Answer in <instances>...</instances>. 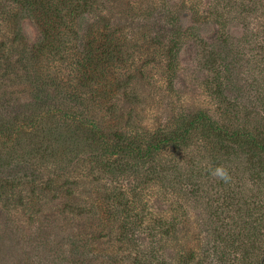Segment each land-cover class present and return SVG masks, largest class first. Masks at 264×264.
I'll return each mask as SVG.
<instances>
[{
  "label": "rangeland",
  "instance_id": "374dc122",
  "mask_svg": "<svg viewBox=\"0 0 264 264\" xmlns=\"http://www.w3.org/2000/svg\"><path fill=\"white\" fill-rule=\"evenodd\" d=\"M61 1L71 8L54 29V45L50 30L58 20L41 16L47 7L37 12V4L0 0V264H149L141 260V250L150 246L141 224L125 236V215H106L113 194L131 198L132 173L109 154L91 163L86 154L93 143L69 131L65 115L74 101L78 113L124 132L170 127L184 112L201 109L216 116L226 102L215 94L218 72L225 98L258 108L264 94V0H81L86 8L73 16L75 0ZM173 28L186 34L179 35L170 71L166 49ZM88 46L97 52L104 47L103 69L110 73L83 82L81 56ZM36 108L40 120L29 125ZM210 161L201 156L204 170L194 172V183L182 181L183 169L165 192L153 190L155 215L165 216V210L175 218L171 226L183 248L204 243L212 251L216 225L206 228L208 200L185 197V189L204 195L212 187L203 176ZM242 186L245 195L254 194L245 177ZM261 198L260 208L254 204L249 212L264 214ZM233 221H226L228 229L235 230ZM247 223V229L258 224ZM172 245L162 248V256L176 264ZM216 254L209 264L220 262ZM185 261L178 259L201 264Z\"/></svg>",
  "mask_w": 264,
  "mask_h": 264
},
{
  "label": "trees",
  "instance_id": "16d2710c",
  "mask_svg": "<svg viewBox=\"0 0 264 264\" xmlns=\"http://www.w3.org/2000/svg\"><path fill=\"white\" fill-rule=\"evenodd\" d=\"M21 1L26 2V0ZM78 1L81 0L72 2L74 5L72 16L86 8L83 5L85 3ZM26 3L32 8L37 4L35 6L37 12L47 7V12L41 16L52 21L58 20L55 25L45 21L49 25L52 24L51 39L55 45L58 37L54 29L61 25L60 19L68 15L71 7L64 9L65 7L60 4L61 0L58 3L57 0H29ZM18 6L23 7V4ZM177 23L180 24L179 20ZM181 27L180 24L178 30ZM178 30L175 33L173 28L172 32H168L170 39L167 41L169 47L166 51L169 57L167 67L170 71L174 70L176 42L181 38L179 35L186 34ZM62 34L60 32V35ZM103 49L104 47L100 52ZM95 52L97 51H93L91 46L83 51L81 56L85 67L82 73L83 82L98 78L108 71L103 69L105 64L103 59L101 60L106 55L105 51ZM215 87H217L215 93L217 98H224L226 101L218 108V115L212 116L204 109L184 112L178 117L175 125L171 124L170 127L158 128L154 131L107 130L102 124L90 120L82 112L78 113L79 105L74 101L71 110L64 114L66 120L72 122L69 131L74 130L76 134L79 131L85 140L90 144L93 143L94 147L89 146L91 152L86 154L91 163L100 162L98 154L103 157L109 154L117 158L118 167H123L126 173H132L134 191L128 192L131 198L124 197L120 191L113 194L107 204L106 215L107 218L112 215L114 217L125 215V218L120 220L123 224L121 234L125 236L130 235L127 232L129 227L141 224L149 236L147 238L150 244L141 250L143 262L147 260L149 264H172L162 256L164 254L162 248L174 244L173 256L176 264H179L178 259H186L185 262L190 260V263L198 261L201 264H209L210 256L217 251L219 256L216 257L220 258V262L214 264H264V214L260 213L257 216L254 211L249 212V208L254 204H259L260 208L263 204L261 197H264V94L259 107L252 109L247 105H241L235 98H225L220 72L216 73ZM38 111L36 108V116L29 125H34L40 120ZM201 156H207L211 160V165L206 166V173L203 176L207 181L209 179L212 187L204 195L194 189L189 191L185 189V197L200 196L208 200L206 210L211 222H207L206 228L208 230L209 226H213L211 224L216 225L210 237L212 251L208 250L206 248L208 245L204 243L200 249L198 244L192 248H183L178 240L179 235L173 231L175 226H171L175 218H169L165 210V216L157 217L154 213L156 208L154 188L160 186V192L163 190L165 192L169 187L168 182L173 178L178 179L180 177L178 174L184 170L186 174L181 177L182 181L188 180L194 183L198 178L197 173L194 172L204 170L201 169ZM103 164L110 165L107 162ZM217 168L227 172V181L212 174ZM244 177L254 193H251V196L245 195L243 186L240 187ZM180 186L186 185L181 183ZM248 196L249 203L246 201ZM234 206V211H231ZM252 218L258 224L247 229L245 224H248L250 219L253 220ZM232 219L236 222L235 230L228 229L226 224L227 220ZM154 243H158V246ZM176 247H178L177 251ZM201 250L200 258L198 253Z\"/></svg>",
  "mask_w": 264,
  "mask_h": 264
},
{
  "label": "clouds",
  "instance_id": "9594fccd",
  "mask_svg": "<svg viewBox=\"0 0 264 264\" xmlns=\"http://www.w3.org/2000/svg\"><path fill=\"white\" fill-rule=\"evenodd\" d=\"M214 176H218L220 179L227 181V172L221 168L215 169L212 173Z\"/></svg>",
  "mask_w": 264,
  "mask_h": 264
}]
</instances>
